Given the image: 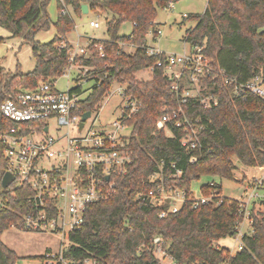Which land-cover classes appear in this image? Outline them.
<instances>
[{"label": "trees", "instance_id": "1", "mask_svg": "<svg viewBox=\"0 0 264 264\" xmlns=\"http://www.w3.org/2000/svg\"><path fill=\"white\" fill-rule=\"evenodd\" d=\"M49 1L0 0V26L29 44L35 61L33 71L27 74L0 67V105L8 94L55 80L68 64V46L62 49L60 45L63 35L74 29V22L61 14L59 1V14L52 23L57 34L46 44L34 39L51 23L46 12ZM63 1L78 17L82 16V4L88 5L89 12L105 16L107 39H92L91 56L83 61L92 69L90 79L100 83L83 100V112L98 110L113 84L126 86L127 95L140 104L139 112L127 122L132 127L127 147L132 165L126 175L114 178L115 187L104 201L87 208L83 228L66 235L71 244L66 257H90L97 264H160L152 255L153 239L160 237L166 254L178 264H264V201L262 212L250 210V230L241 238L243 249L232 255L217 244L238 233L243 221L238 201L223 197L220 184L211 182L200 191L204 197L213 195L212 202L194 208L190 192L191 183L203 176L233 180L234 160L244 167L264 166V99L234 97L220 79L219 106L202 113L211 121L209 131L201 136L203 147L185 151L180 147L179 132L168 136L156 129L165 107L176 106L169 82L159 72L148 81L137 77L154 61L146 56L145 46L157 12L168 9L173 0ZM185 19L194 26L185 32L183 41L204 45L203 52L214 70L239 82L261 76L264 83V0H207L202 15ZM125 23L131 25L129 37L119 34ZM121 43L132 45L134 53L124 52ZM95 44L102 45L103 58ZM11 126L0 115V237L26 214V197L30 195L28 189L1 187L5 170L1 135ZM159 171L167 187L188 195L177 213L163 218L158 215L168 209L167 204L155 207L135 199L137 193L155 186L148 179ZM18 259L0 241V264H16Z\"/></svg>", "mask_w": 264, "mask_h": 264}, {"label": "built area", "instance_id": "2", "mask_svg": "<svg viewBox=\"0 0 264 264\" xmlns=\"http://www.w3.org/2000/svg\"><path fill=\"white\" fill-rule=\"evenodd\" d=\"M57 1L61 5V14L69 15L64 1ZM89 26L99 28L97 22H90ZM161 34L159 29L147 34L145 54L154 61L145 71L151 77L159 72L169 82L176 106L165 107L156 122V129L169 134L179 132L180 147L192 153L202 149L201 136L211 126L210 119L202 113L215 110L220 104L218 81L224 80L232 96L241 100L251 96L263 100V79L256 76L239 82L225 76L223 71L214 70L203 52L204 45L191 46L185 42L187 46L182 53H166L148 40V36H151V41L155 43ZM90 44L91 40L86 46H73L64 38L60 48L68 46V64L60 76L50 82H40L33 89H19L8 94L0 105L1 117L13 125L1 135L5 159L3 174L9 173L13 177L8 188L28 189L30 192L26 197L28 211L10 229L50 232L61 238L56 252L47 250L41 257L43 264H97L90 257H66L71 244L65 237L83 228L87 208L104 201L115 187L114 178L126 175L133 162L127 148L132 127L127 122L139 112L140 104L137 99L127 95L126 86L113 84L108 92L114 85L118 86L117 95L121 100L120 115L111 122L110 128L95 127L99 114L95 123L86 128V123L97 110L89 112V118L80 128L82 116L86 113L82 110V102L93 88L100 87L99 82L92 81L88 76L92 69L83 65V61L91 56ZM125 45L121 43L122 48ZM130 47L134 48L132 45ZM94 49L101 58L104 57L101 44H95ZM123 51L126 52L124 48ZM70 75L74 76V86L63 92L58 91L55 88L57 79ZM83 85L90 86L86 90V97H82ZM51 123L55 124L54 128H50ZM74 129L78 135H72ZM190 162L193 163L194 159ZM255 180L251 192L245 191L244 196L237 199L243 221L238 224V233L233 237L239 243L232 255L243 249L241 238L245 233H241L240 227L244 221L250 226L251 202L258 198L257 190L264 186L261 179ZM148 183L155 186L147 192L137 193L135 199L155 207L167 204L168 209L161 211L159 218L177 213L188 200L184 190L167 187L163 183L160 171L153 174ZM192 196L194 208L212 202L214 197ZM152 244V255L160 263L168 259L171 264H178L166 254L160 237H155Z\"/></svg>", "mask_w": 264, "mask_h": 264}, {"label": "rangeland", "instance_id": "3", "mask_svg": "<svg viewBox=\"0 0 264 264\" xmlns=\"http://www.w3.org/2000/svg\"><path fill=\"white\" fill-rule=\"evenodd\" d=\"M88 1V0H82ZM207 0H173L168 9L159 10L157 12L154 25L151 30L159 29L162 34L158 37V40L154 43L151 41V36H148L149 43L156 45L162 51L166 53L180 54L183 52L185 42L183 36L185 32L194 26V22L186 20L187 16L202 15L206 9ZM66 10L69 16L74 22V29L71 32L65 33L63 36L68 43L73 46H86L88 39L106 40V22L104 14L97 15L93 12H88L82 16H76L72 9L67 6ZM47 15L51 21L50 25L44 31L36 33L34 39L40 44H46L50 42L57 31L52 23H54L59 14L58 1L50 0L46 7ZM90 22H97L98 29H92L89 26ZM131 30V25L125 23L121 26L120 35L128 36ZM0 38L3 40L0 42V67H3L5 71L10 73L27 74L33 71L35 67V61L32 56L31 46L23 42L20 38H14L11 34L0 26ZM124 50L130 53V50L125 45ZM134 49H132L133 51ZM139 79L144 81L150 80L151 76L145 72H139L137 74ZM74 76L70 75L68 78L60 77L55 83V88L58 91H66L74 86ZM89 85H83L82 91L84 94L82 97L87 96L86 90ZM118 86L114 85L108 94V96L102 102L100 108L94 113L93 117L86 123V128H89L95 123V118L99 114L98 122L95 124L96 128H110L111 122H113L120 115L121 104L120 97L117 95ZM55 124L51 123L50 128H54ZM72 135H78V132L74 129ZM170 136L169 133H167ZM236 170L234 171V179L226 180L218 178H212L203 176L198 181L191 183L190 192L194 195V198L201 196V187L206 183L214 182L220 184L221 195L228 199H240L244 196V192L248 191L255 185V179L252 175L258 171L254 168L244 167L240 165L237 160H234ZM258 168V167H257ZM262 172V171H261ZM261 181L264 184V173L260 175ZM257 179V178H256ZM260 180V179H259ZM258 198L251 202V207L254 211H263L261 201H264V186L257 190ZM241 233H248L250 226L247 221L240 227ZM0 241L9 249L15 252L18 256L16 264H43L42 257L47 250L56 252L59 249L61 238L53 233H32L21 232L16 230H7L1 237ZM239 240L237 238L225 239L220 241L217 246L225 247L230 252H235ZM160 264H171L170 260L164 259Z\"/></svg>", "mask_w": 264, "mask_h": 264}, {"label": "water", "instance_id": "4", "mask_svg": "<svg viewBox=\"0 0 264 264\" xmlns=\"http://www.w3.org/2000/svg\"><path fill=\"white\" fill-rule=\"evenodd\" d=\"M81 11H82V15H85L89 12L88 10V5L86 4H82L81 5ZM90 113L86 112L83 114L82 116V121L80 123V128L83 126V122L89 118ZM108 180V179H107ZM13 182V177L9 174V173H4L1 179V187L2 189H7L8 186Z\"/></svg>", "mask_w": 264, "mask_h": 264}, {"label": "crops", "instance_id": "5", "mask_svg": "<svg viewBox=\"0 0 264 264\" xmlns=\"http://www.w3.org/2000/svg\"><path fill=\"white\" fill-rule=\"evenodd\" d=\"M129 34H130V33H129ZM90 40H92V39H88L87 44L90 42ZM126 46L128 47L127 49L130 50V53H134V51H135L134 48L130 47V45H127V44H126ZM132 49H134V50L132 51ZM255 170H257L258 172H257L256 174L252 175V178H254V179H256V178H257V179H261L260 175H261V173H264V166L261 167V168H254V171H255ZM261 171H262V172H261Z\"/></svg>", "mask_w": 264, "mask_h": 264}]
</instances>
